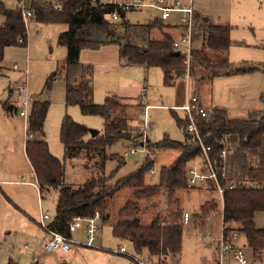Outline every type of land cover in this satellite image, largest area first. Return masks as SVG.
Here are the masks:
<instances>
[{
  "label": "rangeland",
  "instance_id": "rangeland-1",
  "mask_svg": "<svg viewBox=\"0 0 264 264\" xmlns=\"http://www.w3.org/2000/svg\"><path fill=\"white\" fill-rule=\"evenodd\" d=\"M17 1L2 0L7 7H14ZM180 1L184 4L192 3L200 19L207 16L215 24L218 22L230 26V47L227 53L229 61L234 66L253 65L257 69L216 76L211 81L200 79L197 84L192 79L181 80L176 86H172L163 82V72L159 67L145 68L123 63L113 44L97 50L83 49L79 55L80 63H89L94 69L93 101L100 104L107 95L119 97L132 131L129 140L118 142L106 150L107 154L118 153L122 162L125 161V164L123 162L118 167L114 178L135 171L148 158L153 160V164L151 170L145 172L144 182L148 185L159 182L160 168L171 164L179 152L175 148L153 149L151 144L164 136L180 141L185 139L174 117L175 114L180 118L182 116V112L174 105L178 104V97L184 96V93L185 98L188 94H197L199 100V95L211 96L213 104L209 108L215 105L223 107L230 117L242 118L251 112L264 111V0ZM156 15V11L143 8L140 11H129L127 17L131 21H147ZM26 29L27 44L5 47L0 62V264H8L10 259L17 264H137V260L130 258L135 254L131 243L118 240L111 234V225L117 220L119 208L127 200L133 199L132 189L127 187L117 190L111 198L109 219L96 232L93 245H86V225L82 223L79 228L71 231L70 249L67 253L44 250V244L50 236L44 226L54 218L58 193L49 186L39 190L24 152L30 103L32 100H39L48 104L43 137L49 152L61 161H64V148L60 141V125L65 115L87 128L99 131L103 129L104 120L99 115L82 114L77 105L65 103L66 49L57 42V37L66 29V25L28 20ZM165 30L168 31L167 27ZM153 34L156 38L160 35L157 30ZM55 71L56 75L51 78ZM25 96L29 101L27 115L21 116L19 111L24 108ZM202 99L206 103L205 98ZM5 102L12 103L16 108L9 115L3 109ZM145 105L150 106L147 109L150 127L146 130V138L139 129ZM89 136L90 134L85 139ZM141 143L145 144L148 152L140 150ZM133 146L139 151L123 156V152ZM86 156L88 155H79L66 163V183L80 184L93 176L103 173L107 175L117 165L116 161L107 160L101 170L99 156ZM162 197L149 202L140 201L138 216L142 224H148L153 214L158 212L168 216L171 206H167ZM176 198L175 207L180 210L179 222L184 211L190 214V220L185 224L181 222L180 253L169 263L216 262V247L222 235L219 194L205 188L183 189L177 192ZM206 202L217 204L218 207L202 213L201 207ZM43 214L48 215V221L41 219ZM255 222L258 226H264V213L258 212ZM121 245L125 248L126 255L117 253ZM247 250L248 264H264V257L261 261L249 259L250 251L248 248ZM262 253L258 258H261ZM141 256L147 258V251L144 250ZM222 262L238 264L230 254H225Z\"/></svg>",
  "mask_w": 264,
  "mask_h": 264
},
{
  "label": "trees",
  "instance_id": "trees-1",
  "mask_svg": "<svg viewBox=\"0 0 264 264\" xmlns=\"http://www.w3.org/2000/svg\"><path fill=\"white\" fill-rule=\"evenodd\" d=\"M24 11H29L30 15L24 16ZM115 11L118 19L111 20L109 15ZM128 12L103 0H18L14 7H7L0 0V62L5 47L27 44L28 20L66 25L57 37V42L66 49L65 103L77 105L82 114L101 116L104 126L95 136L85 139L88 128L65 115L60 125V141L64 148V161H61L49 152L43 137L48 104L31 101L24 152L39 190L49 186L58 193L54 218L45 229L71 238L69 223L72 218H88L96 211L101 214V226L109 219L111 198L117 190L127 187L132 189L133 199L119 208L117 220L111 225L112 236L131 243L135 256H141L146 250L152 264H170L181 249L182 224L179 222L180 210L175 207L176 194L179 190H186L185 166L200 154V147L187 137L180 141L164 136L151 144L153 149L175 148L179 154L171 164L160 168L157 184L144 182L145 172L151 170L153 164L148 158L135 171L114 178L118 167L125 161L122 162L118 153L107 154L106 150L129 140L132 131L119 97L107 95L100 104L93 101L94 69L89 63H80V52L113 44L117 47L118 57L126 65L159 67L167 85L190 79L197 84L200 79L211 81L216 76L245 73L257 68L253 65L234 66L229 61L231 28L228 25L215 24L195 15L192 52L186 62L184 55L173 49L172 37L164 30L166 25L163 22L157 18L130 21ZM154 30L161 34L159 38L153 36ZM55 75L56 71L51 78ZM3 109L11 114L16 108L5 102ZM207 113L206 117L195 116L203 142L210 145L214 153L222 148L227 152V177L222 183L230 187L224 189L221 198L222 233L227 236L230 231L238 232L245 238L251 255L258 258L264 252V227H256L254 223L255 214L264 212V111L251 112L242 118L230 117L223 107L213 106L207 109ZM174 117L178 126L183 128L186 121L176 114ZM79 155H88L87 158L99 156L101 170L107 160H114L117 165L107 175L99 174L80 184L66 183V163ZM208 189L213 190V186L210 184ZM162 196L166 205L171 206L168 216L158 212L148 224H142L138 216L140 201L149 202ZM217 207V204L206 202L201 212L207 213ZM8 264L17 263L10 259Z\"/></svg>",
  "mask_w": 264,
  "mask_h": 264
},
{
  "label": "built area",
  "instance_id": "built-area-1",
  "mask_svg": "<svg viewBox=\"0 0 264 264\" xmlns=\"http://www.w3.org/2000/svg\"><path fill=\"white\" fill-rule=\"evenodd\" d=\"M103 2L117 4L121 9L127 12L141 10L143 8L155 10L159 19L165 22L167 26L176 30V35L172 37V47L176 52L183 54L186 62H188L192 52V30L196 20L192 3L184 4L180 0H104ZM23 14L24 16H29L30 12L24 11ZM109 17L111 20H116L118 19V14L115 11L112 12ZM28 102V98L25 96L23 100L24 108L19 111V115H27L26 107ZM149 107V105L144 106L142 110V125L139 126L145 138L147 136L146 130L150 127V121L147 115V109ZM175 108L182 112V118L186 121L185 126L181 128L182 131L185 134H190V139H193L200 147V154L185 166L186 189H208L211 184L213 186V191L222 198L224 189L230 187L222 183L227 177L226 149L222 148L219 152L214 153L212 147L203 142L199 128L195 122V116L198 118L207 116V109L201 105L198 96L191 94L186 95V101L183 105L175 106ZM140 146V150L145 149L146 152H148L144 143H141ZM138 151V148L133 146L125 150L123 156L136 154ZM34 184L37 186L36 182ZM41 219L43 221H48L49 217L47 214H43ZM101 220V214L98 211L88 218L74 217L69 223V230L73 231L79 228L82 223H85L86 245L91 246L96 240L95 234L100 228ZM189 220L190 214L184 211L182 213L181 222L185 224L188 223ZM49 234L50 236L44 244L45 251H62L65 253L69 251L71 238L65 237L57 232H49ZM237 238L238 232L236 231H230L227 236H224L222 233L217 244L218 260L212 264H223L222 260L225 254H230L238 264H248V257L244 248L236 244ZM124 252H126L125 248L122 245L119 246V253L126 255ZM140 257L142 259H140ZM130 258L137 260V264H152L145 256L138 257L133 254Z\"/></svg>",
  "mask_w": 264,
  "mask_h": 264
},
{
  "label": "crops",
  "instance_id": "crops-1",
  "mask_svg": "<svg viewBox=\"0 0 264 264\" xmlns=\"http://www.w3.org/2000/svg\"><path fill=\"white\" fill-rule=\"evenodd\" d=\"M142 10V9H141ZM135 11H140V10H135ZM153 11H155V10H153ZM196 11L197 10H195V15H197V13H196ZM127 16H128V13H127ZM153 18H157V19H159V17L156 15V16H154V17H150L148 20H151V19H153ZM204 19L205 20H207V19H209L210 21H212L210 18H208L207 16H204ZM130 20V19H129ZM161 22H163L161 19H159ZM131 21V20H130ZM135 21H139V22H144V21H142V20H135ZM146 21V20H145ZM213 22V21H212ZM163 24H165L166 25V23L165 22H163ZM216 24H219L218 22L216 23ZM221 25H223V24H221ZM167 27V29H168V31L167 30H165V28ZM165 28H164V30L166 31V32H169V34L171 35V37H173L174 35H176V30L174 29V28H171V27H169V26H165ZM155 31V30H154ZM153 31V32H154ZM158 31V30H157ZM161 35V34H160ZM160 35H159V37H160ZM153 36H154V34H153ZM155 37V36H154ZM159 37H157V38H159ZM103 47V46H102ZM101 48V47H100ZM89 50V49H88ZM120 60V59H119ZM162 76H163V73H162ZM215 78V77H214ZM202 81H204V80H202ZM177 84H175V85H172V86H176ZM186 91H188V87H187V89H186ZM177 93V92H176ZM187 93V92H186ZM196 93V92H195ZM197 95V94H196ZM184 96H185V93H184ZM184 96H180V97H178V99H177V101H178V104L177 105H174V106H181V105H183L184 103H185V101H186V98L184 97ZM199 98H201L200 100H202V101H200V103H201V105H203L206 109H208L209 108V106H211V104H213V102H212V98H211V96H208V95H199ZM202 98H205V101H206V103H204V101H203V99ZM216 106V105H215ZM213 107V106H212ZM9 115V114H8ZM183 116H181V118H182ZM99 131V130H98ZM184 133V132H183ZM184 135H185V133H184ZM25 143V142H24ZM26 155V154H25ZM26 158H27V156H26ZM27 160H28V158H27ZM28 162H29V160H28ZM30 163V162H29ZM31 165V164H30ZM31 168H32V166H31ZM32 171H33V169H32ZM33 174H34V171H33ZM35 176V175H34ZM260 213H264V212H260ZM257 214V213H256ZM255 214V215H256ZM254 223H255V225H256V227H264V226H258L257 224H256V222H255V216H254ZM119 240V239H118ZM123 241V240H122ZM242 242H243V244H242ZM246 241H245V238L243 237V236H241L239 233H238V238H237V240H236V244L238 245V246H241V247H243L244 248V250H245V252H246V254H248V250H247V246H246V243H245ZM217 248V247H216ZM250 251V250H249ZM251 258H249V259H251V260H253V261H256V260H262V258L264 257V253H262V255L260 256L261 258H254L253 256H251V252H250V255H249ZM247 257H248V255H247ZM215 262V261H214Z\"/></svg>",
  "mask_w": 264,
  "mask_h": 264
},
{
  "label": "water",
  "instance_id": "water-1",
  "mask_svg": "<svg viewBox=\"0 0 264 264\" xmlns=\"http://www.w3.org/2000/svg\"><path fill=\"white\" fill-rule=\"evenodd\" d=\"M88 132H89L90 136H95L98 133V130L93 129V128H88ZM185 137L190 139L191 135L190 134H185Z\"/></svg>",
  "mask_w": 264,
  "mask_h": 264
}]
</instances>
